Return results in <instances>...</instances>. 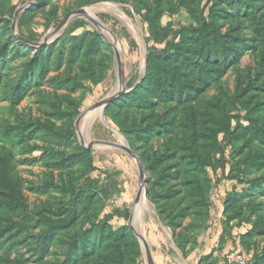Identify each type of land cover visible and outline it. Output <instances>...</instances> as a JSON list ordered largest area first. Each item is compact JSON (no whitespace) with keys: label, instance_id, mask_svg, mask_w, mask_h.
Here are the masks:
<instances>
[{"label":"rangeland","instance_id":"rangeland-1","mask_svg":"<svg viewBox=\"0 0 264 264\" xmlns=\"http://www.w3.org/2000/svg\"><path fill=\"white\" fill-rule=\"evenodd\" d=\"M36 1L0 0V28L8 36L10 44L7 56L11 57L2 68L0 78V147L14 148L24 199L23 208L0 210V227L8 224L14 233L11 240L0 246V264H22L18 260H22L23 264H62L67 247L63 239L70 233L78 237L82 231L90 230L93 224L114 208L129 211L127 218L114 217L109 223L114 228L120 225L130 228L141 250L138 264H148L149 256L152 264H222L229 258L241 255L251 258L250 263L257 257V264H264V229L261 233L253 230L254 223L264 228V170H252L247 174L249 179L258 177L263 190L242 199V220L231 221L228 234L219 243L227 196L240 193L244 187V183H238L231 177L230 168L236 157H232V148L227 139L219 136L221 152L216 155L214 165L206 167L205 175L193 171V191H196L198 184L205 195L206 205L189 206V199L179 201L184 195V176L167 186H174L181 194L173 201L156 206L147 195L149 174L143 170L141 180L136 159L121 148L123 143L128 145L124 135L112 117L106 115L104 109L101 112L97 106L108 95L117 92L116 88L124 93L133 87L145 68L146 54L152 49L164 48L167 40L175 38L174 34L154 43L141 16L145 8L134 0H46L35 5ZM155 1L145 0L152 7ZM174 1L160 0L158 10L162 33L166 28L175 31L195 24L183 7H177L175 13H170V5ZM211 3V0L199 2L196 10L200 17L206 16ZM249 3L259 8L264 6V0H249ZM31 5L34 7L29 12L31 14L19 26V13ZM13 6L20 10L13 13ZM220 6L224 14L220 19L222 31L238 28L245 45L237 60L218 81L203 89L193 102L178 105L173 110L177 124L192 112L197 134L202 130L200 126L206 118V110H211L215 102L223 105L225 112L238 115L246 123L248 114L240 108L237 97L248 88V81L258 84L264 79V75L259 74L263 67L255 50L257 39L246 17L244 14L240 16L226 0H221ZM87 9L93 13L87 15ZM51 16L53 21L50 20ZM77 19L84 20L86 24L68 31ZM9 28L12 31L10 35ZM87 30L96 31L109 46H104L94 56L95 79L84 77L86 60L82 55L73 64H69L65 57L57 67L53 61L61 37L65 39L63 50L66 53L73 37ZM26 38L31 40L32 46L51 44L54 50L44 77L38 79L36 73L25 76L30 79L31 88L19 103L13 104L9 88L15 84L23 64L35 53L34 49L17 42ZM113 38L122 63L123 84L118 73ZM254 93L256 100H261L262 93L258 90ZM70 118L73 119L74 130L69 139H59L44 131L33 133L22 143L4 140L1 136L7 124L33 123L37 120L51 121L57 129L64 131ZM169 138L174 149H180L183 138L181 133L176 132L172 136L153 138L139 151L128 147L143 168L138 154L142 151L146 154L161 151ZM81 151L90 160L91 170H87L83 159L75 160L70 166L57 162ZM103 185L109 196L99 199L98 194L95 195L89 209L76 218L72 227L64 232L65 235L54 237L40 258L38 253L49 221L64 216L68 211L70 213L75 196L91 194ZM181 209L188 214L182 226L177 229L167 227L161 210L177 213ZM186 239L190 248H186L185 252L177 243ZM89 264L95 263L91 261Z\"/></svg>","mask_w":264,"mask_h":264},{"label":"trees","instance_id":"trees-1","mask_svg":"<svg viewBox=\"0 0 264 264\" xmlns=\"http://www.w3.org/2000/svg\"><path fill=\"white\" fill-rule=\"evenodd\" d=\"M44 1L46 0H37L35 5ZM134 1L143 5V9L145 8L141 16L147 24L154 43L160 42L170 34H174L175 38L167 40L161 50L152 49L146 54L145 68L138 82L108 102L104 112L115 121L133 151H139L158 136H172L175 132L181 133L183 143L180 149L175 150L169 138L161 151L155 150L147 154L142 151L138 154L144 170L149 174L147 195L150 202L156 206L173 201L181 194V191L175 190L174 186L171 185V188L167 186L184 176L186 177L183 182L184 195L179 201L189 199V206L206 205L205 195L197 183L196 191H193V184H195L193 171L205 175L206 167L213 166L216 155L221 152L219 136L222 135L227 139L232 148V157H236L230 168L231 177L238 183H244V187L240 193L235 192L228 195L224 203L223 215L225 217L219 236V243H221L228 234L231 221L242 220L243 212L242 204H240L242 199L263 190L258 177L249 179L246 176L252 170H264V79L258 84L248 81V88H245L243 93L237 97L240 108L248 114L246 123L242 122L238 115L233 116L225 112V109H222L223 105L215 102L213 108L205 112L206 118L200 126L202 129L200 133L196 132L192 112L186 115L187 123L184 120L177 124L173 118V110L178 105L193 102L203 89L218 81L225 74L243 50V45H245L243 36L238 32V28L222 31L220 19L224 17V14L220 6L221 0H211L212 3L204 17H200L196 10L201 0L171 2L169 9L171 14L176 12L177 7H183L195 24H189L175 31L166 28L163 33L159 25L160 0H156L153 7L148 6L145 0ZM226 1L240 16L244 14L246 17V22L257 39L255 50L260 56L263 72L264 6L259 8L258 5L249 3V0ZM33 8L31 5L27 10L19 13V26L24 18L31 14L29 12ZM241 8H243L242 13ZM19 10L16 6L12 7L13 13ZM50 20H54L53 16ZM73 23L68 31L86 24L82 19H77ZM9 32L10 35L11 28ZM20 38L22 39L23 36ZM21 39L16 41L34 49L35 53L27 63L23 64L15 84L9 88L8 93L13 104L19 103L31 88V81L26 77L35 73L38 79L44 77L54 50L51 44L45 47L32 46L29 38L25 41ZM64 43L65 39L61 37L56 47L55 58H53L55 66L60 65L63 57L69 64H73L82 55L86 60L84 77L95 79L93 59L104 46H107L103 38L96 31L82 32L73 37V42L66 53L63 50ZM9 44L8 36H5L0 28V78L2 68L11 59L7 56ZM262 72L259 74L264 75ZM98 80L94 81L98 82ZM257 90L262 93L261 100H256L257 95L254 91ZM73 127L72 118L69 119L68 127L64 131L57 129L51 121L37 120L33 123L7 124L1 136L4 140L22 143L33 133L44 131L59 139H69L73 135ZM77 159H83L86 162L87 170L92 169L91 162L83 151L76 152L68 158H61L57 162L63 166H70ZM206 189L207 187L204 186V190ZM22 190L23 184L17 171L14 148L4 145L0 147V210L23 208ZM97 194L101 199L102 196L108 197L110 193L103 185L94 189L91 194L75 196L70 213L68 211L64 216L49 221L38 253L40 258L44 255V251H47L54 237L65 235L64 232L72 227L76 218L89 209ZM250 203L253 204L252 201ZM161 213L166 226L172 229L180 228L183 220L188 216L184 209L177 213L161 210ZM128 215L127 209L114 208L93 224L90 230L82 231L78 237L70 233L66 239H63L67 247L62 264H89L91 261L95 264H138L141 250L130 228L127 225L114 228L109 223L114 217L127 218ZM263 229L253 224L254 232L261 233ZM13 236L10 225L0 227V246L5 245ZM188 241L186 239L179 242L177 246L186 252ZM256 259L249 264H257ZM18 261L23 264L22 260Z\"/></svg>","mask_w":264,"mask_h":264},{"label":"water","instance_id":"water-1","mask_svg":"<svg viewBox=\"0 0 264 264\" xmlns=\"http://www.w3.org/2000/svg\"><path fill=\"white\" fill-rule=\"evenodd\" d=\"M106 30V29H105ZM102 34V33H101ZM112 36V35H111ZM113 40H114V42H113V49H114V52H115V57H116V60H117V65L119 66V68L121 69V72H120V76H121V78H122V81L124 80L123 79V70H122V63H121V60H120V56H119V53H118V50H117V48L115 47V43H116V41H115V39L113 38ZM122 84H123V82H122ZM123 91L120 89V90H118L117 92H115V93H112V94H110V95H108L106 98H104L103 100H101L98 104H97V106L100 108V110H101V112H103V109H104V107H105V105L108 103V102H110L112 99H114V98H116L117 96H119L121 93H122ZM121 148L125 151V152H127L129 155H131L134 159H136V161H137V164H138V170H139V172H140V174H141V180L143 181V173H144V169L140 166V164H139V161L137 160V157H136V155L134 154V152L128 147V145H126V144H122L121 145ZM148 255H150L149 254V252H148ZM152 259V258H151ZM153 262V261H152ZM148 263V262H147Z\"/></svg>","mask_w":264,"mask_h":264},{"label":"built area","instance_id":"built-area-1","mask_svg":"<svg viewBox=\"0 0 264 264\" xmlns=\"http://www.w3.org/2000/svg\"><path fill=\"white\" fill-rule=\"evenodd\" d=\"M251 258L245 255L229 258L224 261L222 264H249Z\"/></svg>","mask_w":264,"mask_h":264},{"label":"bare ground","instance_id":"bare-ground-1","mask_svg":"<svg viewBox=\"0 0 264 264\" xmlns=\"http://www.w3.org/2000/svg\"><path fill=\"white\" fill-rule=\"evenodd\" d=\"M90 9H91V8H90ZM90 9H87V10L85 11L87 15L93 13V11H91ZM100 26H101V25H100ZM101 28H102V27H101ZM114 45H116V43H115ZM116 46H117V45H116ZM116 46H115V47H116ZM117 67H118V73L120 74L121 69L119 68L118 65H117ZM120 77H121V76H120ZM121 80H122V78H121ZM122 82H123V81H122ZM118 83H119V78H118ZM118 86H119V85H118ZM117 89H118V88H116L115 91H118ZM139 175L141 176L140 172H139ZM148 264H152L150 256L148 257Z\"/></svg>","mask_w":264,"mask_h":264},{"label":"crops","instance_id":"crops-1","mask_svg":"<svg viewBox=\"0 0 264 264\" xmlns=\"http://www.w3.org/2000/svg\"><path fill=\"white\" fill-rule=\"evenodd\" d=\"M190 248V246L189 247H187V249H189Z\"/></svg>","mask_w":264,"mask_h":264}]
</instances>
